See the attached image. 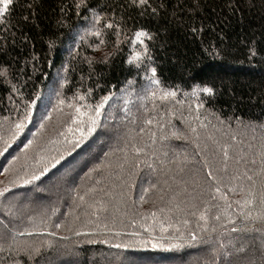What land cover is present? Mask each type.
Here are the masks:
<instances>
[{"label":"trees","instance_id":"1","mask_svg":"<svg viewBox=\"0 0 264 264\" xmlns=\"http://www.w3.org/2000/svg\"><path fill=\"white\" fill-rule=\"evenodd\" d=\"M96 2L100 6L97 11L104 10L101 12L105 17L101 27L109 19L120 22L123 18L129 38L139 28L157 35L151 47L158 76L164 88L175 86L178 89L177 99L183 103L144 99L142 92L137 95L146 80L143 70L137 75L134 65L125 62L133 47L130 43H122L121 51L109 63L89 67L84 58H98L100 53L88 47L95 37L85 36L83 40L80 37L84 35L83 29L91 27L92 15L83 10L77 13L75 9H69L67 6L72 0H14L11 14L6 20L0 18V45L7 37L6 50L0 52V62L9 61L17 71L24 70L23 75L12 81L21 89L23 98L11 92L10 86L0 78V151L7 148L0 155V188L8 185L13 178L11 172L4 173L3 169L15 167L19 170L25 163V155L29 157L31 170L35 145L33 149L25 150L24 144L28 140L35 139L36 144L46 147L48 158L55 165L50 166L40 180L28 185L18 183L11 194H5L10 198L14 195L24 213L19 229L32 230L35 225L33 235L21 239L45 244V256L51 264H264L258 234L230 231L232 227L242 228L239 223L224 224L215 232L197 231V236L201 238L199 241L186 243L184 248L169 250L153 248L151 243H175L168 237L178 236L176 229L185 233L187 229L182 223L183 218L168 213L166 208L164 213H158L157 220L142 219L141 215L129 213L113 224L108 214H101L99 219L86 216L83 208H76L73 204V189L77 185L93 186L94 181H88L84 173L98 164L105 152L123 147V138L128 137L127 152L130 158L136 157L131 150L132 143L144 149L138 157V168L125 167L123 178L127 184L129 202L135 201V210L141 214L165 207V203L158 201L151 191L145 195L141 189L157 183L159 174L153 169L164 167L174 170L175 163H169L173 161L174 153L182 156L186 150L191 155L192 145L190 141L172 137L160 140L162 133L155 121L165 124L164 135L177 129L186 132L182 117H187L202 133V140L212 135L231 143L229 136L235 135L245 150L249 142L259 146L258 140H252L253 135L259 137V130L253 133L251 128L243 125L264 124V0H198V8H194L197 0H163L165 8H158L155 14L149 9L143 15L140 10L129 7L130 0ZM161 2L150 0L154 8ZM192 27L198 29L197 33H192ZM105 31L109 41L105 51H112V30ZM124 39L122 36L121 40ZM52 40L55 44L49 51L48 45ZM62 66L67 67L66 73ZM64 78L68 79L69 85L61 88L60 83ZM128 79L138 81L135 91L126 88ZM25 83L26 86L22 87ZM193 83L215 88L213 97L200 96L206 103L200 110L199 121H193L195 113L189 112V105L195 109L196 99L185 95ZM88 88L94 92L89 97L92 103L103 95L110 96L100 118L101 127L78 148L71 144H48L49 139L56 138V131L63 129L59 128L53 114L52 121H45V129L38 132L44 116L59 99L70 98L76 89L86 92ZM57 92L61 93L59 97ZM23 100H36V103L30 118L25 120L24 130L12 139L14 129L11 125L25 115ZM169 109L175 115H165ZM5 117L8 119L5 120ZM149 118L154 123L145 125L144 121ZM217 118L224 120V124L221 125ZM201 121L207 128H199ZM141 127L145 129L143 133L139 131ZM149 130L156 133L155 144L150 139ZM222 132L227 135L221 137ZM59 139L63 140L62 137ZM57 148L63 154L59 163H56V159H59ZM93 156L96 158L93 159ZM13 157L19 159L10 166L9 161ZM118 158L122 161L124 153L116 152L108 157L113 164ZM141 195H145L144 202L140 201ZM3 200L0 197V213L4 211ZM28 216L33 220L29 221ZM75 216L79 219L75 220ZM106 216L108 219H105ZM189 219V227L195 229V220ZM57 223L62 227L55 228ZM105 223L107 229L102 227ZM161 223L165 227L171 223L173 227L162 233ZM69 226L73 231L68 230ZM75 231L88 235L77 236ZM48 232L55 235L50 236ZM116 232L121 235L117 237ZM89 240L96 242L89 243ZM101 240L130 246L114 248L110 244L100 243ZM141 241H147V246L142 245ZM240 248L243 251H238Z\"/></svg>","mask_w":264,"mask_h":264},{"label":"snow or ice","instance_id":"2","mask_svg":"<svg viewBox=\"0 0 264 264\" xmlns=\"http://www.w3.org/2000/svg\"><path fill=\"white\" fill-rule=\"evenodd\" d=\"M13 5L14 0H0V18L6 20L11 14ZM67 7L75 9L77 13L83 10L84 12H90L92 15L91 27L83 29L84 35L80 37L81 40L85 36L95 37V40L90 42L88 47L93 52L100 53L98 58L95 56L84 58V62L89 67L97 63H109L121 51L122 43H130L133 47L125 62L129 65H134L137 75L143 70L144 79L146 80V84L140 87L137 95L139 96L142 92L144 99L151 98L153 101L159 100L164 103H172L173 101L179 104L183 103V101L177 99L178 89L175 86L164 88L158 76V68L151 47V44L157 39L156 34L144 28H139L134 30L129 38L126 33V22L123 21V18H121L120 22L109 19L101 27L100 25L105 19L101 12L104 10L101 9V12L97 11L100 6L96 0H72V3ZM129 7L140 10V14L143 15L149 9H151L152 14H155L158 8H165V4L162 0L154 8L150 0H130ZM198 7L199 3L197 0L194 8ZM61 11L63 12L64 9L62 8ZM105 30H112L111 35L114 37L112 51H105L109 43L106 38L108 33ZM191 31L195 34L198 29L192 27ZM199 31L202 32L203 29ZM122 36L125 38L124 41L121 40ZM54 44V40L49 43V51L52 50ZM6 46L7 37L4 38V44L0 45V52L5 51ZM250 52L255 55L251 49ZM62 70L66 73L67 67L62 66ZM23 74L24 70L20 69L17 71L15 65L11 62H0V78H3L10 86L11 92L16 93L21 98H23L21 89L17 88L16 83L12 81ZM137 83L138 81L135 79H128L126 88L135 91ZM67 85H69L68 79H62L60 87L64 88ZM24 86H26V83L22 84V87ZM36 95L39 98V93ZM56 95L59 97L61 93L57 92ZM93 95L92 88H88L86 92L76 89L70 98L65 97L58 100V103L44 116V120L38 129V132L43 131L46 127L45 121H52L53 114H55L57 124L63 130L58 129L55 134L56 138L49 139L47 141L48 144L53 146L71 144L78 148L101 127L100 118L109 102L110 96L103 95L95 103H92L89 97ZM185 95L196 99L195 109L189 105V112L195 113L192 118L193 121H199L200 110L205 107L206 103V101L200 99V96L213 97L215 88L207 84L193 83L189 86V91L185 92ZM23 103L25 105V115L20 116L11 125L14 129L12 139H15V136L24 130L25 120L30 118L31 110L36 100H23ZM65 108L67 111H65ZM165 115H175V112L169 109ZM4 119L7 120L8 118L5 117ZM217 119L221 125L224 124V120ZM235 119L239 120V117ZM161 120H163V117ZM182 120L186 125L187 131L181 132L177 129L171 131L168 135L163 134L165 132L164 123L160 121H155V123L162 133L159 137L160 140L164 141L172 137L176 140L190 141L192 145L191 155L186 150L182 156L178 152L174 153L173 161L169 163H175V169L164 167L153 169V171H158L159 174L157 183L141 189L145 195L151 191L158 201L165 203L164 208L141 214L135 210L136 202H129L130 197L126 190L127 184L123 178L125 167L130 165L131 169L138 168L140 164L138 157L144 152V149L132 143L131 150L136 154V157L130 158L127 152L130 142L128 137L123 138V147H117L111 152H105L100 162L84 173V177L88 181H94L93 186L88 187L87 184L77 185L73 189V204L76 208H83L86 216L90 215L99 219L101 214L106 213L111 217L113 224L121 216L129 213L141 215L142 219L151 218L152 220H157L158 213H164L166 208L168 213L181 216L183 218L182 223L187 229L186 233L176 229L179 235L168 237L169 240H175V243L164 244L159 241L151 243L153 248L159 247L169 250L184 248L186 243L199 241L201 238L197 236V231L203 233L215 232L217 228L223 227L224 224L236 225L239 223L242 228L232 227L230 231L238 232L242 230L258 234L260 250L264 254V124L258 126L255 124L243 125V121L240 122L245 128H251L253 133L257 129L260 132L259 137L256 135L252 136L253 141L258 140L259 146L257 147L249 142L246 145L247 150H245V148L240 146L241 142L237 141L235 135L229 136L231 143L228 140L217 139L212 135H208L202 140V133L198 131L195 123L189 122L187 117H182ZM153 123L154 120L151 118L144 121L145 125H152ZM168 123L170 124L171 122L169 121ZM199 128L205 129L207 125L201 121ZM139 131L143 133L145 129L141 127ZM149 134L152 143L155 144L156 133L149 130ZM35 135L34 133L33 136L35 137ZM224 135L227 134L222 132L221 137ZM59 137H62L63 140L59 139ZM4 143L7 144V141H4ZM34 145L35 157L32 158L31 170H29V157L27 155H25V163L20 166L19 170L15 167H5L3 169L4 173L11 172L13 178L9 180L8 185L0 188V197L4 198L2 202L4 211L0 213V254H3L0 255V264H51L50 260L45 256V244L21 239L23 237H31L36 230L35 225H33L32 230L26 228L21 231L18 227L24 217L21 206L16 202L14 195L11 198L5 196L6 193L11 194L12 188L16 187L18 183L24 185L32 184L34 181L40 180L49 171L50 166L55 167L48 158L47 148L36 144L35 139L28 140L24 144V149H33ZM3 151H7V148L5 147ZM3 151H0V155L3 154ZM57 152L59 153V148H57ZM116 152L124 153V158L122 161L118 158L116 163L113 164L108 157L115 155ZM92 158L95 159L96 157L93 156ZM18 159L19 157H13L12 161H9V165H13ZM52 159H56V157H52ZM60 159H63L62 153H59V159H56V163H59ZM148 167L151 168L152 166L148 165ZM104 173H107V175ZM145 195L140 196L141 202L145 201ZM108 216L105 219H108ZM189 217L195 220V229L189 227L191 223ZM166 218L170 219V217ZM27 219L32 221L33 217L28 216ZM74 219L78 220L79 217L75 216ZM54 227L59 229L62 224L57 223ZM98 227L101 226L98 225ZM102 227L107 229V223L102 225ZM172 227L171 223L167 227L161 223L160 230L163 233ZM68 230L73 231L70 226ZM225 230L228 231V229ZM82 234L88 235V233L75 231L77 236ZM48 235L52 236L55 233L48 232ZM115 235L119 237L121 233L116 232ZM131 235L135 236L138 234L131 233ZM62 239H67V237H62ZM161 239L164 238L161 237ZM253 239L255 240L256 237L254 236ZM88 242L95 243L96 241L89 240ZM100 243L110 244L114 248L130 246L126 243L111 244L108 240H101ZM140 243L147 246L148 242L141 241ZM238 251H243V248L238 249Z\"/></svg>","mask_w":264,"mask_h":264}]
</instances>
